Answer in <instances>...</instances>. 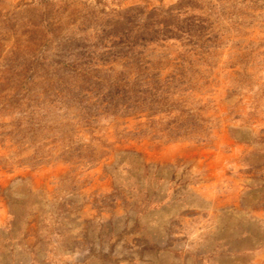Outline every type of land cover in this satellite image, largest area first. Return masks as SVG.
I'll return each mask as SVG.
<instances>
[{"label": "rangeland", "instance_id": "rangeland-1", "mask_svg": "<svg viewBox=\"0 0 264 264\" xmlns=\"http://www.w3.org/2000/svg\"><path fill=\"white\" fill-rule=\"evenodd\" d=\"M178 1L0 0V264H264V0H198L214 8L222 33L197 96L211 139L113 146L140 153L148 176H112L113 154L95 163L55 160L50 140L34 142L28 129L34 109L46 120L71 117L41 90L54 84L52 59L85 44L110 49L121 17L144 19ZM176 53L168 43L152 55ZM101 124L114 143L113 127ZM37 147L44 152L35 158ZM33 214L35 260L27 250Z\"/></svg>", "mask_w": 264, "mask_h": 264}, {"label": "trees", "instance_id": "trees-1", "mask_svg": "<svg viewBox=\"0 0 264 264\" xmlns=\"http://www.w3.org/2000/svg\"><path fill=\"white\" fill-rule=\"evenodd\" d=\"M213 9L198 0H179L168 8L151 9L144 19L121 17L110 34V49L99 42L92 46L105 49L90 51L85 44L74 55L52 59L48 67L54 84L41 90L52 97L51 105L72 111L71 117L46 120L34 109L28 127L34 132V142L35 137L46 136L52 145L47 156L66 164L95 163L113 154L111 175L137 178L140 173L148 176L149 165L140 153L116 150L114 145L123 147L141 139L209 141L211 118L205 116L206 104L201 97L208 85L211 57L222 43ZM168 43L177 47L174 57L152 55ZM64 76L71 80L63 82ZM128 120L135 123L131 130L125 127ZM103 122L113 127L114 143L101 130ZM77 133L87 136V142L80 143L84 138L77 142ZM36 142L41 143L39 139ZM43 152L37 147L33 156ZM58 207L63 214L73 211ZM36 215L35 226L30 228L35 240L27 245L34 260L41 242ZM28 236L23 237L26 242Z\"/></svg>", "mask_w": 264, "mask_h": 264}]
</instances>
